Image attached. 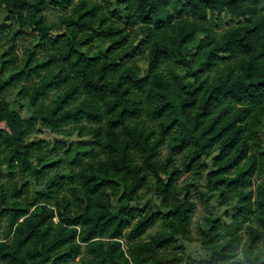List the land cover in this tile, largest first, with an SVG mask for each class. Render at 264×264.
<instances>
[{
	"label": "trees",
	"instance_id": "16d2710c",
	"mask_svg": "<svg viewBox=\"0 0 264 264\" xmlns=\"http://www.w3.org/2000/svg\"><path fill=\"white\" fill-rule=\"evenodd\" d=\"M75 1L0 0V264H264V0Z\"/></svg>",
	"mask_w": 264,
	"mask_h": 264
},
{
	"label": "rangeland",
	"instance_id": "374dc122",
	"mask_svg": "<svg viewBox=\"0 0 264 264\" xmlns=\"http://www.w3.org/2000/svg\"><path fill=\"white\" fill-rule=\"evenodd\" d=\"M77 1V0H76ZM75 1V2H76ZM72 8L70 7L67 11H63V12H59L58 10H48L46 11V16H47V21L49 22H56L58 21V18L59 16L61 15H64V14H67L69 15L70 12H71ZM223 18L224 20L221 21V25L220 27L216 28L215 30H218V31H221L231 25H233V23L231 22V16H224L223 15ZM2 20V13L0 12V21ZM31 44V40L29 38L27 39H24V40H21L18 42V45H17V53L20 57H22L24 51L26 48H28ZM96 52L97 51V48L95 49ZM10 100L13 99V95H11L9 97ZM23 115H25V112L23 111L22 112ZM56 136V135H54ZM53 136V138H54ZM259 136L262 140V143H263V148H264V121H263V127L259 133ZM58 141H65L66 140V136L65 134L62 136H59L57 135L56 136ZM262 178L258 177V176H255L253 178V189L256 188L257 184L261 181ZM155 199L154 196L152 194H149L148 197H146L143 202H147L148 200L150 199ZM196 203H197V211L195 213V217H194V221H193V224H192V234L194 237H198V231H197V222L198 221H201L203 216H215V215H218V214H222L223 216H230L232 214V211H230V209H227V208H218V209H215L216 208V205H217V198L213 197L212 200L208 201V202H204V201H201V200H195ZM225 211L227 212V214H225ZM160 229V227L158 225H156L155 227L151 228L150 230H148V232L143 236V239H147L149 235L151 234H154L155 232H157L158 230ZM240 256V254H239ZM77 264V263H76Z\"/></svg>",
	"mask_w": 264,
	"mask_h": 264
}]
</instances>
